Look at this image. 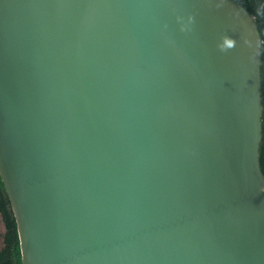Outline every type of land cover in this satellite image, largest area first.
Masks as SVG:
<instances>
[{"label": "water", "instance_id": "obj_1", "mask_svg": "<svg viewBox=\"0 0 264 264\" xmlns=\"http://www.w3.org/2000/svg\"><path fill=\"white\" fill-rule=\"evenodd\" d=\"M262 42L240 0H0L22 264H264Z\"/></svg>", "mask_w": 264, "mask_h": 264}, {"label": "trees", "instance_id": "obj_2", "mask_svg": "<svg viewBox=\"0 0 264 264\" xmlns=\"http://www.w3.org/2000/svg\"><path fill=\"white\" fill-rule=\"evenodd\" d=\"M244 6L250 10L255 16L257 13L264 14V0H240ZM257 8V10H256ZM259 24L260 32H263L264 19L256 16ZM262 89V104H263V137L260 147V162L264 173V80ZM0 214L3 218L6 231L4 233V246L0 250V264H22L19 239L17 233V225L14 217L10 201L4 189L3 182L0 177Z\"/></svg>", "mask_w": 264, "mask_h": 264}, {"label": "flooded vegetation", "instance_id": "obj_3", "mask_svg": "<svg viewBox=\"0 0 264 264\" xmlns=\"http://www.w3.org/2000/svg\"><path fill=\"white\" fill-rule=\"evenodd\" d=\"M263 31H264V23H263ZM263 35V32L261 33V37H262V49H263V56H262V67H261V71H262V85H263V80H264V67H263V64H264V36H262ZM263 87V86H262ZM261 87V88H262ZM262 90V89H261ZM8 197V196H7ZM11 205V204H10ZM0 219L2 220V222L4 223V221H3V218H2V216H1V214H0ZM4 227H5V224H4ZM5 231H6V227H5ZM5 233V232H4ZM3 246H4V234H3ZM3 248V247H2ZM1 248V249H2ZM0 249V250H1Z\"/></svg>", "mask_w": 264, "mask_h": 264}, {"label": "rangeland", "instance_id": "obj_4", "mask_svg": "<svg viewBox=\"0 0 264 264\" xmlns=\"http://www.w3.org/2000/svg\"><path fill=\"white\" fill-rule=\"evenodd\" d=\"M256 10H257V8H256ZM256 16L260 19H264V14L257 13ZM263 67H264V64H263ZM4 232H5L4 223L0 219V249L3 247V234H4Z\"/></svg>", "mask_w": 264, "mask_h": 264}]
</instances>
